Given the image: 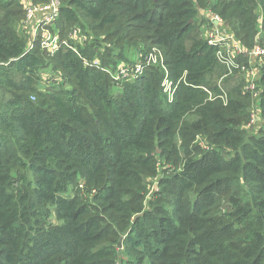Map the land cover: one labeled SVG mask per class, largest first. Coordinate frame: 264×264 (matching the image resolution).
<instances>
[{
	"label": "trees",
	"instance_id": "trees-1",
	"mask_svg": "<svg viewBox=\"0 0 264 264\" xmlns=\"http://www.w3.org/2000/svg\"><path fill=\"white\" fill-rule=\"evenodd\" d=\"M202 10L220 15L245 47L259 41L264 0H62V35L91 30L84 53L100 54L103 66L142 45L161 48L172 77L187 82L167 105L158 66L114 97L109 74L72 51L24 54V4L0 0V264H115L124 232L123 264H264V64L253 134L247 80L202 38ZM104 33L114 48L102 46ZM48 67L69 87L38 90ZM177 135H205L208 149L185 151L161 194L172 197L170 210L147 209L151 152L171 148ZM81 180L98 204L69 195Z\"/></svg>",
	"mask_w": 264,
	"mask_h": 264
},
{
	"label": "rangeland",
	"instance_id": "rangeland-1",
	"mask_svg": "<svg viewBox=\"0 0 264 264\" xmlns=\"http://www.w3.org/2000/svg\"><path fill=\"white\" fill-rule=\"evenodd\" d=\"M45 1H47V0L38 1V2H36L35 0H32L33 3H40V2H45ZM61 5H62V0H60V14H61ZM203 15H206L207 22L203 24V28H202L201 33H202V38L204 39V41L207 42V40L205 38V32H206V29L208 27H210V25L212 23L211 22V16L218 15V14L213 13L211 10H209L207 13H204ZM25 16H26V13H25ZM25 16L20 21L18 29L21 32V34H23L24 37L26 38V45H25V49H26V46L28 44V36L22 31V28H21L22 22L25 19ZM218 16H220V15H218ZM258 16H259L260 25H259V29H258V31H259L258 35L256 36V40H259L260 42H264V30H263L264 14L262 12H260V13H258ZM223 21H224V19H223ZM57 22H58V20H57ZM224 25H225V29L228 32L233 33L235 35V37L237 38L236 34L229 27V25L226 24L225 21H224ZM56 28L61 32L57 23H56ZM75 28H78L80 31L81 38L77 42V46H78L79 51L82 54V56L85 58H88V59H94V58L99 59L101 62L102 68L86 65L83 58L80 55H78L76 52H74L73 50H70L67 48H63L62 50H69V51H72L73 53H75L82 60V62L85 66L100 69V70L104 71L105 73L109 74V76L112 78V82H111L112 89L111 90H112L114 97H119L124 92L125 85L136 82L140 77L142 79V77L146 74L145 72H147L146 70H148L149 67H151V66L157 67L158 66V67L162 68L163 72H164V76H163V80H162V88H161L164 102L167 105L173 104V102L176 99L177 91H178V88H179L180 83H181V77L178 79H174L172 77L170 69L168 68V66L166 64L164 52L161 48L155 46L152 49H150V48H146L147 46L142 45L141 50H135L134 49V50H130L128 52H125V55L128 58V60L120 61L113 68L110 66H103L102 59H101V57L98 56L100 54L94 55V56H88L84 53V50L87 48V44L90 43V40L93 37L95 38V36L93 35L91 30H88V29L84 30L80 26L76 25L69 31V33L66 36H63L61 33L62 38H69L70 33ZM104 37H105V33L100 35L102 42H105V43H102L103 44L102 46H105L107 48H109V47L112 48L113 44L111 42H108V41L106 42ZM239 42H240V40H239ZM241 45L244 46L242 43H241ZM254 46H252V47H254ZM245 48H247V47H245ZM251 48H247V49H251ZM25 49H24V52H25ZM62 50H60V51H62ZM42 51L44 53H46L49 57H54L55 55H57L60 52L59 51L58 53L51 55L48 52H46L45 50H42ZM117 52H119V49L115 48L114 53H117ZM151 54L157 55L158 61L153 62L149 66H146L142 73H139L136 76H127V77H122L120 79L116 78L115 75L121 66H134L138 63H146L147 57L150 56ZM262 61H264V60H262ZM241 62L244 64L250 63L249 58L244 60V62L243 61H241ZM253 64H258V61H254ZM222 65L225 66L224 64H222ZM261 77H262V73L260 72V78ZM243 78H244V76H243ZM166 79H168L170 82H172V88L173 89L175 88V93L172 94L171 92H169L167 90V87L165 84ZM220 80H221V78L215 79L216 82H220ZM42 82L43 83L41 84V86L39 87L38 90H40L44 93L48 92L51 88H53L56 85H59L61 83H65L64 86H66L67 88L69 87L68 79L66 78L63 71L60 69H52V67H48L43 72ZM189 85H191V84H189ZM160 87H161V85H160ZM260 88L262 90L261 86H260ZM260 125H261V120H260V123L257 124V126H249L248 123H246L245 126L251 133L256 134L260 131V128H261ZM208 143H209V140H208L207 136H205V135H199L196 138V140H194V141H192L190 139L182 138L180 135H177V137L173 141V146L171 148L164 149V148L159 146V147H157L155 152H151V156L154 157L156 160L157 170L155 171V173L148 175L146 180H145V183H144V185H145L144 207L145 208L150 209V210H154L155 206H158V208H160L162 210H168V209L170 210L172 208L171 201H170V200H172L171 196L165 197V198H167L166 200L161 199V194L164 191L165 186H167L166 185L167 182L173 178V176H174L173 174L175 173V171L181 170V168L183 166V162L186 158V153H185L186 150L193 153L192 157H196V156H199V154L197 153L198 148L200 147L202 149H208V145H209ZM81 184H83V185H79V187H77V188L71 187L69 189V191H70L69 195L74 196V195L78 194L81 198V201L84 204H86L87 206L98 204L96 201V195L98 194V191L94 188L91 189L90 187H86L83 180H81ZM153 204H156V205L152 207ZM125 238H126V232H124L119 239V243H118L119 244V247H118L119 259H118V262L115 264H123L124 260H126V258H127L124 254V247H123Z\"/></svg>",
	"mask_w": 264,
	"mask_h": 264
},
{
	"label": "built area",
	"instance_id": "built-area-1",
	"mask_svg": "<svg viewBox=\"0 0 264 264\" xmlns=\"http://www.w3.org/2000/svg\"><path fill=\"white\" fill-rule=\"evenodd\" d=\"M25 8V19L22 22V31L28 36V44L24 54L32 52L37 46L51 55L58 53L63 48L73 50L80 55L85 64L102 68L99 59H88L82 56L77 46L81 38L80 31L75 28L70 33L69 38H62L61 32L56 28L57 20L60 16V0H47L45 2L33 3L32 0H22ZM211 25L206 29L205 38L209 45L217 49V59L225 65L229 73L240 71L247 80L245 91L251 92L255 100L249 126H257L261 120L260 114V68L264 64V42L258 41L254 47L247 49L241 45L233 33L225 29L223 19L218 15L211 16ZM247 55L249 64L241 62L240 58ZM158 61L157 55L151 54L147 57L146 63H138L134 66H121L116 73V78L120 79L127 76H136L142 73L146 66ZM258 61V64H253ZM186 82L185 75L181 77V82ZM187 83V82H186ZM167 90L172 94L175 88H172V82L165 81ZM181 84V83H180ZM203 87L210 93V98H214L213 92ZM227 101V95H220ZM261 126V125H260Z\"/></svg>",
	"mask_w": 264,
	"mask_h": 264
},
{
	"label": "water",
	"instance_id": "water-1",
	"mask_svg": "<svg viewBox=\"0 0 264 264\" xmlns=\"http://www.w3.org/2000/svg\"><path fill=\"white\" fill-rule=\"evenodd\" d=\"M205 12H204V10H202V14H204Z\"/></svg>",
	"mask_w": 264,
	"mask_h": 264
}]
</instances>
